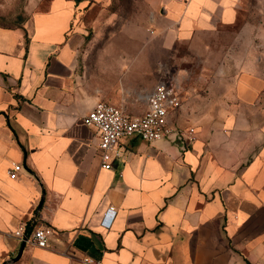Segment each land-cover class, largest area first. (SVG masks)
I'll return each mask as SVG.
<instances>
[{"label":"crops","instance_id":"crops-1","mask_svg":"<svg viewBox=\"0 0 264 264\" xmlns=\"http://www.w3.org/2000/svg\"><path fill=\"white\" fill-rule=\"evenodd\" d=\"M238 2L161 0L149 10L155 56L134 55L109 82L78 76L81 4L50 0L22 27L0 26V264H264V31L232 30ZM179 46L195 54L189 67ZM170 57L181 104L168 123L197 140L126 138L102 169L83 117L98 102L145 114ZM20 226L52 235L14 261Z\"/></svg>","mask_w":264,"mask_h":264},{"label":"rangeland","instance_id":"rangeland-1","mask_svg":"<svg viewBox=\"0 0 264 264\" xmlns=\"http://www.w3.org/2000/svg\"><path fill=\"white\" fill-rule=\"evenodd\" d=\"M49 1L0 0V25L22 27L29 22L33 13L45 11ZM160 1L103 0L97 3L96 0H81L73 26L81 36L76 53L78 76L89 81L99 76L102 81L109 82L123 72L119 70V64H128L134 55L140 58L154 57L151 49L146 50L158 45L157 42H150L149 34L156 26L150 23L149 10ZM237 10L238 18L232 30H260L263 35L264 0H239ZM153 38L157 40L155 34ZM263 46L264 39L261 38L255 48L264 52ZM213 49L219 51L221 47L215 46ZM177 54L179 62L183 61L185 67L195 62V54L189 51L188 46H179ZM211 58L213 60V55ZM170 60L171 65L167 69L157 70L159 76L164 74L162 78L166 83L172 82L170 77L177 71L172 64L173 57Z\"/></svg>","mask_w":264,"mask_h":264},{"label":"built area","instance_id":"built-area-1","mask_svg":"<svg viewBox=\"0 0 264 264\" xmlns=\"http://www.w3.org/2000/svg\"><path fill=\"white\" fill-rule=\"evenodd\" d=\"M148 110L142 116H130L112 104L98 102L82 119V125L94 128L99 136L98 150L100 165L104 170H112L113 161L122 158L124 148L120 145L123 139L137 137L146 143L175 138L181 147L191 145L197 140L194 128L178 129L169 125L168 115L179 108L181 104L178 87L171 83H159L148 96ZM22 166L12 164L8 170L9 177L15 179ZM107 210L101 221L105 229L111 226L114 212ZM52 230L46 227L27 229L18 227L13 236L21 243L44 249ZM87 264H99L90 259H84Z\"/></svg>","mask_w":264,"mask_h":264},{"label":"water","instance_id":"water-1","mask_svg":"<svg viewBox=\"0 0 264 264\" xmlns=\"http://www.w3.org/2000/svg\"><path fill=\"white\" fill-rule=\"evenodd\" d=\"M42 202H43V199L40 200V203H39V205H38V208H40V207L42 206ZM24 245H25V244L22 243V245H21V249H20L18 255L16 256V258L14 259V261H17V260L20 258L21 254H22V251H23V249H24Z\"/></svg>","mask_w":264,"mask_h":264},{"label":"trees","instance_id":"trees-1","mask_svg":"<svg viewBox=\"0 0 264 264\" xmlns=\"http://www.w3.org/2000/svg\"><path fill=\"white\" fill-rule=\"evenodd\" d=\"M72 1H74L76 4H80L81 3V0H72ZM4 27H12V28H15V27H19V26H4ZM27 229H29V228L27 227Z\"/></svg>","mask_w":264,"mask_h":264}]
</instances>
